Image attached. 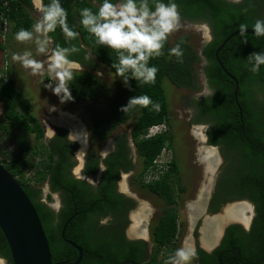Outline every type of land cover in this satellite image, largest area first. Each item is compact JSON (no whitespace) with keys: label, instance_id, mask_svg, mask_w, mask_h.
<instances>
[{"label":"trees","instance_id":"16d2710c","mask_svg":"<svg viewBox=\"0 0 264 264\" xmlns=\"http://www.w3.org/2000/svg\"><path fill=\"white\" fill-rule=\"evenodd\" d=\"M7 1L6 5L5 0H0V21L10 23L14 34L21 28L31 30L34 25L31 14L34 9L33 0ZM60 2L67 10L69 27L79 35L76 39L66 38L62 30L57 27L54 32L48 34L54 44L52 50L57 46L68 49L78 48L79 51L69 53L68 59L87 68L82 72H74V78L68 82L72 95L69 101L78 105L87 104L86 114L93 125L95 138L101 143L108 141L119 127L136 118L133 138L138 158L143 163L142 171L136 176V181L142 188L157 195L167 206L172 205L176 193L173 184L175 181L176 184L179 183V169L173 158L169 164L170 170L159 180L146 183L143 176L150 168H155L154 161L165 149H173L170 104L164 88V80L168 79L178 87L196 88L194 64L203 61L200 52L187 43L188 36L178 39L174 45H170L167 41L162 49V55L149 61V66H156L159 69L154 84H144L142 81L130 79V87H126L123 78L117 76L120 81L116 82L115 90L111 93L110 88L93 71H97L99 63H102L116 74V69L112 65L118 63V53L97 44L96 38L80 24V11L87 7L97 12L99 7L94 2L100 5L103 0H60ZM112 2L118 3L120 0H112ZM162 2L167 4L169 0ZM172 2L179 5L181 20L191 24H204L209 28L212 40L202 45V56L211 64L207 73L212 85L223 87L213 101L196 102L197 106L204 109L196 116L195 121L211 123L215 128L213 132L236 127L237 135L228 136L226 139L217 136L218 139H213L212 142L227 141L236 145L237 152L242 155L244 173L248 177H257L260 184L264 180V65H261L258 73L251 72L248 56L253 52H264V36L238 35L232 38L219 53L220 62L240 81L238 95L243 112L242 121L236 105H229L234 89L225 82L228 77L220 69L216 51L226 38L240 30V24H246L248 29H253L257 19L264 20V0H242L240 4L231 3L230 0H172ZM49 3L50 0H43V6ZM149 4L154 10L153 0H149ZM244 9L247 11H243ZM181 41L184 52L182 63L170 54V49ZM5 49L6 47L1 44L0 50L5 51ZM89 54L90 58L85 59ZM1 74L0 102L4 106V112L0 131L7 137L13 138L16 149L14 152H4L0 148V162L18 179L34 204L50 244L53 262H74L79 256V252L62 238L65 224L73 217L67 226L66 238L82 248L83 260L80 264H131L132 262L141 264L146 245L143 241L126 239L124 232L128 220L124 222L117 213V210L122 209V201L131 203L129 209L133 202L123 195L110 193L112 191L110 183L116 184L119 176L115 177V173H119V167L126 162L128 156L126 136L117 137L115 152L105 160L101 161L95 152L88 155L84 173L96 176L101 162L107 167L104 181L98 193H95L89 184L70 176L71 170L76 165L73 154L77 145L68 141L64 130H61L50 142L44 143V128L32 113L30 99L22 96L17 81L12 75H7L5 80ZM127 75L131 76L130 73ZM48 82L49 80L45 78L44 83ZM138 95H147L154 102H159L161 110L156 112L151 105L148 108L137 106L127 113L120 110L130 97ZM138 112L140 114L137 116ZM162 123L167 124L169 128L167 132L152 138L144 137L150 127ZM125 164L127 170L134 168L131 160ZM27 171H32L33 174L28 177ZM49 179L52 189L65 187L66 194H62L64 206L58 213L49 207L51 194L48 195L47 202L43 199L42 184ZM102 191L105 194H99ZM242 197L256 205L258 214L256 223L249 236L240 233L236 227L229 228L226 240H234L233 242L241 247V255H236L235 262L222 255V263L264 264V261L261 262V259H264V194H243ZM93 204H95L94 208H92ZM76 209L78 214L75 216ZM108 215L113 216L114 222L100 225L99 221ZM179 234L178 214L164 210L160 220L153 227L156 247L148 264H166L170 252L166 253L168 257L165 260V258L161 259V251L164 248L170 249L171 243ZM225 243L227 244L226 241ZM222 249L215 252L212 261L202 264H220L218 255ZM200 254L201 257L206 255L203 252ZM240 259L242 261H239ZM0 260L13 264L8 243L1 229Z\"/></svg>","mask_w":264,"mask_h":264},{"label":"rangeland","instance_id":"374dc122","mask_svg":"<svg viewBox=\"0 0 264 264\" xmlns=\"http://www.w3.org/2000/svg\"><path fill=\"white\" fill-rule=\"evenodd\" d=\"M41 3L42 0H33L34 9L31 14L34 18V23L39 19L40 12L38 9L42 7ZM209 33V28L204 24H196L189 27L180 23L179 29L169 35L168 41L170 45H174L178 39L183 36H188L189 39L187 43L198 50L202 45L210 41ZM15 35L16 34L12 32V25L10 23H7L5 26L4 23L0 21V45L2 44L6 47L5 51L0 50V74L3 72L1 74L3 79H5L4 75H12L16 79L18 89L22 96L30 99L32 113L42 124L46 139L54 133L56 127L69 125L72 126V128H78L79 131L77 129L76 134L79 132L82 138L81 136L75 137V134L71 136L79 144L77 150L78 158L80 161H83L89 152H95L98 155L104 154L107 149L112 147V141L116 134L119 132H129L130 129L133 128L136 118L119 127L108 141L104 143L99 142L94 136L93 125L86 114L87 104L78 105L69 100L61 102L60 97L53 94L52 91L44 86L46 85L44 83L45 78L49 80L48 83L52 82L55 86V81L48 72V57L51 55L53 43L50 41L47 45L46 52L39 53L37 51L36 41L38 39H44L43 36L34 33L31 41L22 43L15 39ZM24 51L31 52L32 58L44 64L42 74L33 75L30 69H25L21 63L13 60L12 57L14 53L22 54ZM84 70H87V68L82 66L79 70L74 69L73 73L82 72ZM93 72L96 73L99 79L106 84L110 88L111 93H113L115 84L117 81H120V78L102 63H99V69ZM200 72L201 67L197 64L195 66V76L197 85L199 86L197 91L202 93L204 87L199 77ZM164 88L169 99L170 110L172 111L171 124L172 131L175 134L174 152L173 149L168 151V156L171 159L174 153L177 155L178 167L179 170L182 171V183L187 187V192L185 193L187 195L183 200L187 201L186 204L188 207L187 209H183L180 213L179 220L182 222L183 226L181 227L178 237V248H185L188 244V239L193 233V227L191 225V218L193 215L190 211L192 208L191 204L198 201L201 196L200 191H210V182L213 181L218 167L206 165L205 157L202 156V149L205 147V133L210 127V124L208 122H193L192 110L184 102L185 100L183 97L188 94L185 90L178 89L175 86L172 88L171 82L168 79L164 80ZM3 109V104L0 102V125L2 124ZM139 114L140 112L137 113V116ZM46 139L44 138V143H48ZM0 148L3 149L4 152H14L16 149L13 138L7 137L2 131H0ZM205 155L207 154H204V156ZM210 157L212 156L210 155ZM164 159L165 154L162 157V160ZM137 160L136 174H139L142 171L143 163L140 158ZM218 160L221 161L220 156L216 157V161ZM76 172L79 173L80 169H76ZM32 174V171H27L28 177ZM136 176L129 177L128 175H124L120 182L122 191L128 195H132L138 200L137 209L132 213V225L129 228V234H135V230L144 232L149 231L150 234L157 219L161 216L165 205L157 196L142 188L138 181H136ZM42 186L47 189L46 182L43 183ZM53 197L51 201L52 205L56 203L55 196ZM250 209L251 207L249 204H242L240 207L235 208L233 215L238 219L249 218L252 216V209ZM144 221L145 223H143ZM239 221H241V219ZM142 225H144L143 228H141ZM202 233L205 234V230H203ZM166 255L167 254L164 252L161 253V259L165 258ZM0 261L6 264L5 260Z\"/></svg>","mask_w":264,"mask_h":264},{"label":"flooded vegetation","instance_id":"af4514ba","mask_svg":"<svg viewBox=\"0 0 264 264\" xmlns=\"http://www.w3.org/2000/svg\"><path fill=\"white\" fill-rule=\"evenodd\" d=\"M42 4H43V2H42ZM94 4L99 7L98 3L94 2ZM180 23L187 25L189 27L196 25V24L186 23L183 20H180ZM209 32H210V30H209ZM209 36H210V41H211L212 40L211 32L209 33ZM209 42H207V43H209ZM201 49H202V46L198 49V51L200 52V56L203 58V61L194 64V67L197 64H199V66L201 67V72L199 74V77L203 82L204 91L202 93H199V91H197L199 88L198 85H196L197 86L196 88H187V87H178L171 82L172 88H173V86H175L178 89L185 90L188 93L183 98L185 100L184 101L185 104L187 106H189L190 109L192 110L194 123H199V122L195 121V118L197 115L200 114V111H202L204 109V108H200L199 106H197L196 102H200V101L205 102V101H210V100L213 101V99L217 98V96L220 94V91L223 88L221 85H218V87L213 86L212 83L210 82V78H209V75L207 73V70L211 67V64L207 61V59H205L202 56ZM219 66H220L221 71L224 74H226L225 70L228 72V70L225 67H224V69H225L224 70L220 64H219ZM219 73H221V72H219ZM229 74H231V73H229ZM226 76L228 77V79L225 80L226 84L230 85L231 87L233 86L232 88L234 89V95H233V97H230L231 99H230L229 105L230 104L236 105V107L239 109V114H240V118L242 121L243 112H242V108H241V104H240V100H239V95H238L239 90H240V81L236 77L235 78L237 79V82L230 79L227 74H226ZM237 85H238V92H237V95H235V90H236ZM171 113H172V111L170 110V117L172 118ZM200 122H204V121H200ZM209 124H210V127L208 128V130L205 133V147L202 149V151H203L202 156L205 157V164L206 165L212 166V167L217 166L218 169H217V173L214 176L213 181L210 182L211 183L210 191H207V190L200 191L201 196L198 199V201L191 204V206L193 208V209L191 208V210H190L192 215H193L191 218L192 219L191 225L193 227V233L187 241L188 244L185 246L186 250H194L196 253L195 258L191 261V264H202V263H207L208 261H212L213 258L215 257V252L220 248H223V249L221 250L220 254L218 255L219 261L220 260L222 261V255H223L228 260L235 262L236 261V255L237 254L241 255V247L238 246L235 242H233L234 240H231V239L226 240V237L228 235V230L231 227H236V229L240 233L243 232V234H245V236H249L252 233L254 224L256 223V218L258 216L257 211H256V205L252 201H250L249 199L242 197V195L243 194H264V190H263L264 189V180H262L261 183L259 184L257 177H255V178L254 177H248L247 174L244 173L245 169L243 167V161L241 160L242 155H240L237 152V149H238L237 146L234 145L232 142L228 143L227 141H223L221 143H213L212 142L213 139H216V140L218 139L217 136L223 137V139L228 138V136L233 137L234 134H236V135L238 134V132H237L238 129L236 127H232L231 129L224 128V129L218 130L217 132H213L215 128L211 125V123H209ZM171 126H172V124H171ZM242 129H244V128H242ZM61 130H64L66 132L67 139L69 142L75 143L77 145V149L74 151V154H73V158L76 161V165L71 170L70 176L76 180L81 181V182H86L87 184H89L92 187L93 192L98 193V190L104 181V175H105V172L107 170L105 163L101 162L100 170L96 176L84 173L85 166L87 163V157L91 152L87 153V155L85 156L83 161L79 160L78 153H77L79 144L75 139L72 138L71 130L67 125L62 126V127H56L54 133L50 137H48L47 139L45 137V139L47 140V142H50L52 139H54L59 134V132ZM171 132H172V135H173L174 141H175V134L172 131V127H171ZM77 136L79 137L78 134L75 135V137H77ZM118 136H126L129 151H128V156L126 157L125 163H128L131 160L132 165H134V168L132 170H127L126 169L127 164H125V163L119 167V173L118 174L115 173V177L119 176V178L117 179L116 184L111 185V183H110V186L112 188L111 189L112 191L110 193L123 195L128 200H131V202H133L132 207L129 209V206L131 205V203H129V201H122L121 202L122 209H121V211L117 210V213L119 214L118 216H120L124 222L126 221V219L128 220V225L126 226V229L124 232L126 239L129 241H143L145 243L146 247H145V251H143L144 258L142 259L141 264H148L150 262V259L153 256L154 252H155V247H156L154 240H153V229H152L150 234H149V231L144 232V231H138V230H135L136 235L135 234H132V235L129 234V228L132 225V213L137 209L138 200L135 197H133L132 195H128L127 193L123 192L121 189V186H120V182L123 179L124 175H128L129 177H134V176H136V175L138 176L140 174V173L136 174L138 155H137V148L135 145V141L133 138V128L130 129L129 132H119L118 134H116L115 137L113 138V141H112V147L110 149H107L104 154H101V155L97 154V155L99 156L101 161L105 160L110 155H112L116 150L117 137ZM174 144L175 143H173V152H174ZM204 154H207V155L204 156ZM210 155L212 157H210ZM219 156L221 158V161H219V160L216 161V157H219ZM173 160L176 162V164L178 166L177 155L175 153L173 154ZM76 169H80V172L79 173L76 172ZM178 169H179V167H178ZM169 170H170L169 166L166 169H156V173H157L156 180H159L161 178V176L165 175ZM181 174H182V171L179 170V173H178V178H179L178 182L179 183L178 184H176V181L174 179L175 183L173 184V186H174V189L176 190V193L174 194L175 201H174V203H172V205L167 206V204L162 200L164 205H165V208L162 210L161 216L163 215L164 210H170L172 212L177 213L179 218H180L181 211L183 209H187V207H188V205L186 204L187 201L183 200L184 197L187 195V194H185L187 192V187H186V185H184L182 183ZM144 177L145 176H143V178ZM46 184H47V186H46L47 189H45L42 186L43 199L45 202H47L49 194L52 195V198H54L53 196H55L56 203L54 205H52L51 204L52 203L51 201L53 200L52 199L49 202V207L54 212L58 213L64 206L62 194H66L65 193V187L61 186L60 189H58V190L52 189L50 179L46 182ZM99 194H105V193L102 191V192H99ZM155 196H157V195H155ZM242 204L243 205L249 204V206L252 209V216H250L249 218H244V219H242V218L238 219L236 216H234L233 218H235L236 222L230 224L229 226H227L224 229L221 226L223 224L218 225L219 221L224 219V222H225L227 220L226 216H222V217L216 219V217L223 211V209L226 206L229 205V206H233L235 208H238ZM94 207H95V204L92 205V208H94ZM125 209H126V215L124 216ZM77 214H78V212L76 209V212L74 213V215L76 216ZM161 216L157 219L155 225L158 223ZM105 218H110V219L104 225H108L111 222H114V218L112 215H108ZM105 218H103V219H105ZM206 219L209 221L205 222ZM240 219H241V221H239ZM143 223H145V221ZM179 223H180V230H181V227L183 226V224L180 220H179ZM215 223H217L218 227L214 225ZM99 224L102 225L101 221H99ZM206 224L210 226L209 236L213 237L210 240V244H204V241H203L204 240L203 235L205 236V234L202 232H203V230H205V233H206ZM143 226L144 225H142L141 228H143ZM216 227L218 228L217 231H219V228H220V231L218 232L217 235H215V232H214ZM178 237H179V235L171 243L170 249L164 248L161 251V253H163V252L169 253L170 252L169 257L171 255H174L175 251L177 249H179L178 248L179 247V245H178V243H179L178 239L179 238ZM225 241L227 242V244L225 243ZM200 252H203L206 255L201 257ZM167 257H168V255H166L165 260L167 259ZM239 261H242V260L240 259ZM263 261H264V259L262 258L261 262H263ZM253 264H256V263L254 262Z\"/></svg>","mask_w":264,"mask_h":264},{"label":"clouds","instance_id":"9594fccd","mask_svg":"<svg viewBox=\"0 0 264 264\" xmlns=\"http://www.w3.org/2000/svg\"><path fill=\"white\" fill-rule=\"evenodd\" d=\"M231 3L240 4L242 0H230ZM154 10L150 7L149 0H120L113 3L112 0H103L97 12L90 8L80 11V24L86 28L95 38L96 43L113 49L118 53V63H113L116 75L123 78L126 87H130L129 80L135 79L144 84H154L159 71L156 66H149V61L154 57L162 55V49L168 41V37L180 27L179 5L172 0L164 3L162 0H153ZM39 19L34 23L31 30L21 28L16 33L15 39L25 43L38 34L44 37L37 40V51L44 53L51 41L48 35L59 27L64 36L76 39L79 35L67 22V10L62 7L60 0H50L46 6L38 9ZM243 11H247L244 9ZM240 35L245 36L248 25L240 24ZM253 32L257 37L264 36V20L257 19L253 25ZM181 43L170 49V54L175 56L179 62H183V49ZM78 48L71 49L55 47L48 57V72L55 81L44 85L53 94L61 98V102L72 99L69 81L73 77V70H79L80 65L69 60L70 52H77ZM126 53V54H125ZM13 60L22 64L25 69H30L33 75L42 74L44 64L32 58L31 52L24 51L22 54L14 53ZM86 56L85 59H89ZM251 65L249 70L258 73L261 65H264V52H253L248 56ZM130 73L131 76L127 75ZM151 105L156 112L161 110L159 102H154L147 95L130 97L127 104L121 107V111L127 113L136 108H148ZM110 218L101 220L104 225ZM194 250L179 248L171 255L166 264H191L195 258Z\"/></svg>","mask_w":264,"mask_h":264},{"label":"water","instance_id":"95a60500","mask_svg":"<svg viewBox=\"0 0 264 264\" xmlns=\"http://www.w3.org/2000/svg\"><path fill=\"white\" fill-rule=\"evenodd\" d=\"M246 34L255 35L253 29H248ZM238 35H240V30L226 38L216 51L217 62L223 69L224 66L220 62L219 53L232 38ZM51 42L53 43L52 40ZM80 68H82L81 65ZM225 73L230 79L237 82L233 75L226 70ZM237 92L238 85L235 95ZM69 128L71 133L76 135L78 128H72V126ZM77 134L81 136L79 132ZM234 210L233 206L228 205L216 217V219L222 216L227 217L222 225L223 229L236 222L233 218ZM72 219L73 217L65 224L62 230V238L79 252V256L74 262L54 263L45 229L34 204L23 190L18 179L0 162V229L8 243L13 264H80L83 260L82 248L66 238V229ZM207 221L209 220L206 219L205 222ZM0 264H4L3 261H0ZM6 264L10 263L6 261ZM131 264L135 263L132 262ZM220 264H223L221 260Z\"/></svg>","mask_w":264,"mask_h":264},{"label":"built area","instance_id":"2783aa9c","mask_svg":"<svg viewBox=\"0 0 264 264\" xmlns=\"http://www.w3.org/2000/svg\"><path fill=\"white\" fill-rule=\"evenodd\" d=\"M5 4L7 5L8 4V1L5 0ZM4 25L6 26L7 25V21H4L3 22ZM7 33V32H6ZM4 78L6 79L7 76L4 75ZM168 131V126L166 123H162V124H157V125H153L152 127H150L146 133V135L144 136L145 138H152V137H155L159 134H162V133H165ZM168 151H171V150H167L165 149L163 151V153L154 161V164H155V168H150L148 170V172L146 173L145 177H144V181L146 183L152 181V180H156L157 178V173H156V169H166L168 168L169 164L171 163L172 161V158L170 159L169 156H168ZM165 154V159L162 160V157L163 155Z\"/></svg>","mask_w":264,"mask_h":264},{"label":"bare ground","instance_id":"6f19581e","mask_svg":"<svg viewBox=\"0 0 264 264\" xmlns=\"http://www.w3.org/2000/svg\"><path fill=\"white\" fill-rule=\"evenodd\" d=\"M223 222H224V219L223 220H221V221H219V223H218V225H221V224H223ZM215 226H217V223H215L214 224ZM222 226V225H221ZM213 227V226H212ZM218 227V226H217ZM216 227V229H215V235H217L218 234V232L220 231V228H219V231H217L218 230V228ZM220 227V226H219ZM209 230H210V226L209 225H207L206 224V233H205V236H204V244H210V240H211V238H213V237H211V236H209ZM134 232V231H133ZM213 244V243H212Z\"/></svg>","mask_w":264,"mask_h":264},{"label":"crops","instance_id":"0c3cea01","mask_svg":"<svg viewBox=\"0 0 264 264\" xmlns=\"http://www.w3.org/2000/svg\"><path fill=\"white\" fill-rule=\"evenodd\" d=\"M43 1V0H42ZM41 5H42V3H41ZM4 111V110H3ZM68 126V125H67Z\"/></svg>","mask_w":264,"mask_h":264}]
</instances>
